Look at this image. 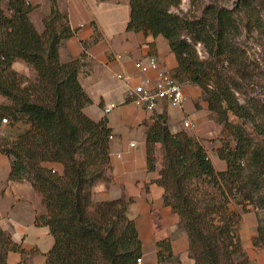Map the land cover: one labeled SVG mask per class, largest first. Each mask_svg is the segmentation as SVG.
<instances>
[{
  "label": "trees",
  "instance_id": "trees-1",
  "mask_svg": "<svg viewBox=\"0 0 264 264\" xmlns=\"http://www.w3.org/2000/svg\"><path fill=\"white\" fill-rule=\"evenodd\" d=\"M181 2L129 0L127 29L167 39L178 61L175 76L201 87L210 108L234 135L235 145L220 150L227 168L217 170L202 144L186 130L173 132L158 114L147 130L148 169H156L154 153L160 143L161 169L155 181L188 234L193 264H249L236 232L239 214L230 210L226 187L240 197L238 203L259 199L264 143L254 141L229 115L250 121L264 136V101L254 96L241 100L236 74L247 72L236 42L244 21L237 13L242 11L244 24L264 36V0H241L240 10L215 1L196 16L173 10ZM37 7L28 0H0V94L8 101L0 103V115L10 123L30 124L1 148L11 159L9 179L28 180L41 195L44 210L34 222L49 226L54 236L46 253L48 264H138L139 258L146 262L137 222L128 214L129 201L123 196L94 200V186L109 168L112 129L107 118L96 119L85 110L92 98L80 80L81 57L61 59L60 48L75 29L52 0L39 31L31 19ZM16 60L32 67L33 80L13 68ZM226 61L232 73L224 67ZM215 94L224 107L217 106ZM256 242L264 246V223L258 226ZM158 245L170 247L168 239ZM14 252L24 253L25 248L0 225V264H10Z\"/></svg>",
  "mask_w": 264,
  "mask_h": 264
},
{
  "label": "crops",
  "instance_id": "crops-1",
  "mask_svg": "<svg viewBox=\"0 0 264 264\" xmlns=\"http://www.w3.org/2000/svg\"><path fill=\"white\" fill-rule=\"evenodd\" d=\"M28 1L35 4L42 1L44 3L40 4L31 13L32 21L37 29L41 31L44 27L43 17L50 13L52 7L50 0ZM60 2L62 1L57 0L59 9L67 11L70 24L75 29V34L65 40L60 48L61 59L68 61L81 57L80 80L84 89L92 98V103L89 105L94 109L99 105L110 106V102L114 98L120 102L117 110H112L107 116V125L111 127L113 135V140L110 141V164L106 172L108 179L104 178L106 180L98 181L94 186V192L100 191L102 199H115L126 194L134 199L144 198L145 201H149L147 207L143 209H137V206L133 209L135 202L130 203L128 207V214L131 209L136 212L129 216L136 220L143 242L142 232L149 231L148 226L150 224L148 225V219H145L143 221L144 226L141 227L138 217L139 214H146L147 211L154 214V211L151 210L153 207L162 215L159 223H156L155 219L149 218L156 242L168 238H171V242H189L187 232L178 231L180 229L179 215L176 212L173 213L169 206L164 205V188L155 181L160 175L159 170L148 173L146 169L147 131L144 130L142 134L130 132V126L141 121L142 108L128 101V84L117 77L123 70L130 73L135 71L133 63L128 60L126 55H129V58L138 59L149 53H156L161 66L173 73H176L178 66L176 55L171 51L167 39L163 36H154L151 33L129 31L127 29L130 20L129 0H125L121 4L114 0H110V2H103L102 0H64V7L62 5L60 7ZM39 9H42V11L40 10L42 18L36 22L34 15ZM117 12H122L121 15H124V17H120L113 22L111 18ZM117 53L127 54L122 60H116L115 54ZM13 68L23 73L30 69L33 70L22 60H16L13 63ZM111 77L120 81L119 88L110 89L108 87L107 82ZM184 82L185 84L188 83L185 87L187 100L183 106V108L185 107L184 110L164 102L157 110L146 112V116L154 121V114H162L167 110L172 114L173 121L187 114L197 120L199 114L193 110L192 103L193 98L197 96L196 88L192 86L194 83ZM6 102H8L7 99L0 94V103ZM29 127L28 122L19 120L8 126L6 125L3 132L10 134L9 141H12ZM179 130L182 129L176 127L173 132ZM133 138L137 141L132 140ZM132 142L135 143L134 146H131ZM118 154H121V157H118ZM10 160L8 155L0 152V225L12 235L15 241L37 247L38 253L32 255L33 260L28 261L27 264H48L46 253L54 244V236L49 226H38L34 222L36 214L44 210L41 195L35 191L32 184L28 182L17 183L19 181L9 179ZM6 181L14 182V184L12 183L6 187L3 184ZM36 200H40L41 207L38 206ZM173 233L177 234L178 239L174 238L172 240ZM16 253L19 252L10 255V264L13 254ZM186 262L193 264L194 259L188 258Z\"/></svg>",
  "mask_w": 264,
  "mask_h": 264
},
{
  "label": "rangeland",
  "instance_id": "rangeland-1",
  "mask_svg": "<svg viewBox=\"0 0 264 264\" xmlns=\"http://www.w3.org/2000/svg\"><path fill=\"white\" fill-rule=\"evenodd\" d=\"M61 1L62 2H60V7L62 6L64 7L65 5L63 3L64 0ZM102 1L110 2V0H102ZM114 1L117 2L118 4H121L123 1L125 2V0H114ZM215 1H218L217 3H219L222 6H226L231 9L238 8V10H240L241 0H182L180 6L178 8H174L173 10L178 11L181 14H187L190 16L201 15L204 7L209 3L211 4ZM36 4L40 6V4L42 5L44 3L42 1L41 3H36ZM50 4L52 5V0H50ZM40 10L42 11V9H39L34 15V19L36 22L40 21V19L42 18L41 15L42 12ZM63 10L62 12L67 13L65 9ZM121 13L122 12L120 13L117 12V14H114L111 20H113L114 22V20L120 17H124V15H121ZM237 14L239 21L244 20L246 22L247 17L242 11L241 12L239 11ZM244 21L243 23H241L239 33H237L236 42L243 50L244 58L247 64V72H245V74L236 73L239 77V83L241 86V91L238 92L237 95L241 98V100H245L246 98H250L254 96V97H259L262 101H264V36H262L259 30L253 29L250 25L248 26L244 24ZM197 48L200 52L201 57L204 58L205 56H207L200 44L197 46ZM224 67L232 73V67L227 61L225 62ZM20 74H23L25 77L29 78L30 80H33L36 76L35 71L31 69L26 71V73L20 72ZM107 83L110 89L111 88L117 89L119 88L120 81L116 78L111 77ZM186 84L188 85L187 82ZM192 86L195 87L197 91V96L193 98V102H192L193 110L197 112V114H199V118L195 120L194 118L190 117L189 114H187L185 116L179 117V119H177L176 121H173L172 114L169 111L165 110L162 113L164 122L169 125L172 131L176 127L182 130H186L188 134H190L197 143H200L204 146L210 159L213 161L216 169L226 170L227 162L225 159H222L220 157V150L224 148V146H228V147L234 146L235 137L224 126V122L221 120V116L216 111L210 108V103L204 96L203 90H201L200 86L196 84H193ZM214 98H215V102L217 103V106L219 107L225 106V103L218 95L215 94ZM110 103H111L110 105L113 106L112 110L114 111L117 110L120 102L118 99L114 98L113 101H111ZM107 106L109 105L106 106L99 105L96 107V109H94L91 105H88L87 108H85V110L92 117H95L97 119L99 118L102 119V118H107L108 116V113H106L104 110L105 107ZM184 108L182 107L181 110H184ZM141 110H142V113H140L141 121H139V123L136 125L130 126L131 133L134 132L136 134H142V132L144 130L147 131L149 126L153 123L150 117L146 116V112L148 111L144 109ZM1 117L2 116L0 115V118ZM153 117L157 119L158 113L154 114ZM229 119L233 124L244 128L246 132L252 136L254 141H260L264 143V136L258 135L255 132L254 127L250 121L237 118L231 113L229 115ZM185 120H190V122L193 124V127H186L184 124ZM9 124L3 125L0 119V138L3 141L10 140V134L3 132L6 125L8 126ZM132 140H136V139L133 138ZM0 152H2V149L0 150ZM154 155L156 157V161H155L156 169L154 171H150L148 169V163H146V169L148 170V173L149 172L153 173L157 170L160 171L161 169L162 154H161L160 143L156 145ZM246 161L247 159L245 157L244 163H246ZM262 178L263 179L260 190V197L256 202H251L249 200L246 201L242 200V203H238L240 197L239 198L234 197L233 196L234 193L230 192L229 188L226 187V190L229 192L230 210L232 212L239 214V221L238 224L236 225V232L241 240L245 252V256L248 258L249 264H264V246L256 242V237L258 234V226L264 223V171ZM106 179L108 178L106 177ZM23 182H28L31 184V182H29L28 180H22L17 183H23ZM12 183L14 184V182ZM12 183L6 181L3 184L7 187ZM99 192L98 191L94 192L95 201L103 200ZM123 197H125V199L129 201V204L132 202L136 203L135 206H133V209L136 208V206L137 209L138 208L143 209L147 207V203H149V201L148 200L145 201L144 198L134 199L126 194H123ZM36 201L38 202V206L41 207L40 200H36ZM164 205L168 206L165 203ZM169 207L171 208V206ZM42 208H44V205H42ZM133 209L129 211V215L136 213L135 210L133 211ZM151 210L152 212L154 211V214H152L151 211H147V213L143 215L139 214L138 219H139V225L141 224V227L144 226L143 221L145 219H148V225L149 224L151 225L149 218L155 219L156 223L160 222L162 218L160 212H158L154 207ZM171 211L175 213L172 208ZM150 225L148 226V228L150 229L149 231L146 230L142 232L145 251L147 255V261L145 262L146 264H180V263L190 264L186 262L188 258L192 259L189 252V242H181V241L171 242V238H168L170 247H160L158 245V242H156V238L151 230ZM179 227L180 229H178V231L180 232L185 231L180 226V224ZM172 236H173L172 240L174 238L178 239L177 234L173 233ZM19 243H21L22 246L25 248V252L13 254L11 259L12 261L11 264H27L28 261L30 262L31 260H33L34 254L38 253L37 247L35 246L31 247L30 245H25L24 242H19ZM159 252L161 253V255L158 254Z\"/></svg>",
  "mask_w": 264,
  "mask_h": 264
},
{
  "label": "built area",
  "instance_id": "built-area-1",
  "mask_svg": "<svg viewBox=\"0 0 264 264\" xmlns=\"http://www.w3.org/2000/svg\"><path fill=\"white\" fill-rule=\"evenodd\" d=\"M127 53L115 54L116 60H122ZM133 63L134 72L130 73L123 70L117 77L128 84L127 99L135 106L144 110L153 112L157 110L162 103L167 102L171 106L182 108L187 100L186 84L180 81L173 72L164 68L160 64L156 53H149L145 57L138 59L129 58ZM113 106L105 107V112L109 113ZM1 123L9 124L6 117H1ZM186 127H193L190 121L184 122ZM113 135H110V139ZM135 143L132 142L131 146ZM5 146L0 138V150ZM121 157V154H118ZM55 171V170H54ZM138 264H145L142 258L138 259Z\"/></svg>",
  "mask_w": 264,
  "mask_h": 264
}]
</instances>
